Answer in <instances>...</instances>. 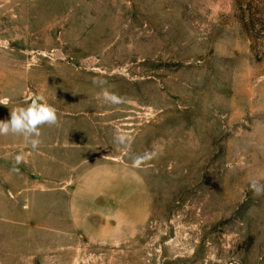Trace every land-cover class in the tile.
Wrapping results in <instances>:
<instances>
[{
    "label": "rangeland",
    "instance_id": "rangeland-1",
    "mask_svg": "<svg viewBox=\"0 0 264 264\" xmlns=\"http://www.w3.org/2000/svg\"><path fill=\"white\" fill-rule=\"evenodd\" d=\"M34 94L0 264H264V0H0V121Z\"/></svg>",
    "mask_w": 264,
    "mask_h": 264
},
{
    "label": "clouds",
    "instance_id": "clouds-1",
    "mask_svg": "<svg viewBox=\"0 0 264 264\" xmlns=\"http://www.w3.org/2000/svg\"><path fill=\"white\" fill-rule=\"evenodd\" d=\"M97 81H94L96 83ZM100 83H104L100 81ZM103 99L114 105L123 103V98L115 93L109 92L107 89L103 91ZM10 100L8 97L0 98V105L8 106ZM58 123L57 111L55 107L44 101L41 95L34 94L31 102L27 107H16L10 111V119L0 121V135H23L33 149L39 147L41 141L39 139L41 133L40 126L56 125ZM115 139L125 148L130 146V137L126 133L117 132ZM153 154L146 153L144 156H138L133 164L139 167L146 160H150ZM23 160L22 155L16 156V163L19 164ZM17 169H13L15 171ZM254 194H264V184H260L253 180L250 185Z\"/></svg>",
    "mask_w": 264,
    "mask_h": 264
},
{
    "label": "water",
    "instance_id": "water-1",
    "mask_svg": "<svg viewBox=\"0 0 264 264\" xmlns=\"http://www.w3.org/2000/svg\"><path fill=\"white\" fill-rule=\"evenodd\" d=\"M58 55H60V53L58 52Z\"/></svg>",
    "mask_w": 264,
    "mask_h": 264
}]
</instances>
